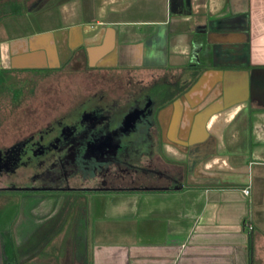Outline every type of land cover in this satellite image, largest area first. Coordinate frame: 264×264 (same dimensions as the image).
Wrapping results in <instances>:
<instances>
[{"label":"crops","instance_id":"0c3cea01","mask_svg":"<svg viewBox=\"0 0 264 264\" xmlns=\"http://www.w3.org/2000/svg\"><path fill=\"white\" fill-rule=\"evenodd\" d=\"M23 2L0 20V66L175 90L155 110L169 177L0 199V264H261L264 0Z\"/></svg>","mask_w":264,"mask_h":264},{"label":"flooded vegetation","instance_id":"af4514ba","mask_svg":"<svg viewBox=\"0 0 264 264\" xmlns=\"http://www.w3.org/2000/svg\"><path fill=\"white\" fill-rule=\"evenodd\" d=\"M55 71L0 66V126L14 119L13 126L0 129V199L147 188L169 177L157 155L155 110L175 90L132 82L129 72L86 74L91 81H123L117 91L97 84L95 92L82 93L57 114L51 95L42 102L47 97L39 91L46 84L52 89ZM25 116L37 120L33 129L24 128Z\"/></svg>","mask_w":264,"mask_h":264},{"label":"rangeland","instance_id":"374dc122","mask_svg":"<svg viewBox=\"0 0 264 264\" xmlns=\"http://www.w3.org/2000/svg\"><path fill=\"white\" fill-rule=\"evenodd\" d=\"M12 0H0V12H10L12 9L18 6V4H15L14 1ZM4 2H7L8 4H3ZM11 2V3H10ZM32 5V4H31ZM60 12V10H58ZM61 14V13H60ZM66 20V19H65ZM61 23V18L59 17L58 24ZM41 26H45L44 24ZM55 71V70H54ZM56 76L55 78L52 77L50 80V84L52 85V89H49L50 86L46 84V88L42 86V88H39V91L42 92V96L46 95V99H41L42 102L45 100H50V95L52 97V102L55 107V111L57 114H60L61 112H64L68 110L71 107V103H74L75 100H77L82 93H87L89 94L90 92H95L96 88L104 87V89H113L115 87L116 91L118 90L117 88L121 86V83H119L122 78L118 81V79L115 77H109L107 78H102L99 77L96 81L95 78L89 79L85 75H79V74H74L72 71H55ZM120 74L124 76L126 72H111L112 76L115 74ZM134 75V78L132 82H136L138 80H144L145 83L149 84L146 81V76L144 72L139 73L137 76L134 72H132ZM110 74V75H111ZM121 76V77H122ZM123 81V80H122ZM68 82V84H67ZM124 84V82H122ZM97 84L100 85L97 86ZM67 87V88H66ZM45 88V89H44ZM51 90V91H50ZM88 91V92H87ZM48 94V95H47ZM44 97V98H45ZM30 110V109H29ZM27 109L26 113L28 114L30 111ZM33 117V116H30ZM8 123H4V125L0 126V129H8V127L13 126L11 123L14 119L10 118ZM37 120L29 121V119H26L25 116V121L23 122L24 128L26 130L33 129L35 126ZM261 264H264V259H261Z\"/></svg>","mask_w":264,"mask_h":264},{"label":"trees","instance_id":"16d2710c","mask_svg":"<svg viewBox=\"0 0 264 264\" xmlns=\"http://www.w3.org/2000/svg\"><path fill=\"white\" fill-rule=\"evenodd\" d=\"M12 1H14L15 4H18V6L12 9L10 12H0V20L8 16L21 15L25 13L26 7H25L23 0H12ZM3 4L7 5L8 3L4 2Z\"/></svg>","mask_w":264,"mask_h":264},{"label":"built area","instance_id":"2783aa9c","mask_svg":"<svg viewBox=\"0 0 264 264\" xmlns=\"http://www.w3.org/2000/svg\"><path fill=\"white\" fill-rule=\"evenodd\" d=\"M244 191H245L246 194H249L250 193V189H248V188L245 189ZM250 228L252 229V227H250Z\"/></svg>","mask_w":264,"mask_h":264}]
</instances>
